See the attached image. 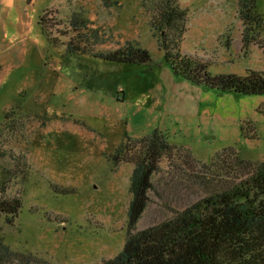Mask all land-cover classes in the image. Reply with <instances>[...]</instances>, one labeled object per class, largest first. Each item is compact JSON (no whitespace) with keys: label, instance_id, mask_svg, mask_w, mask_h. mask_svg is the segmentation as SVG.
<instances>
[{"label":"rangeland","instance_id":"1","mask_svg":"<svg viewBox=\"0 0 264 264\" xmlns=\"http://www.w3.org/2000/svg\"><path fill=\"white\" fill-rule=\"evenodd\" d=\"M1 1L0 125L14 106L28 117L10 120L0 142L25 155L29 173L4 194L20 198L22 208L10 221L0 215V264H99L118 255L129 234L264 163V96L223 93L176 75L163 48L170 31L155 26L164 0ZM176 1L188 18L182 48L211 74L264 72V0ZM41 16L61 43L136 44L152 61L66 54L48 42ZM156 131L171 147L132 230L131 179L144 158L142 139Z\"/></svg>","mask_w":264,"mask_h":264},{"label":"trees","instance_id":"2","mask_svg":"<svg viewBox=\"0 0 264 264\" xmlns=\"http://www.w3.org/2000/svg\"><path fill=\"white\" fill-rule=\"evenodd\" d=\"M246 1L252 5L256 0ZM187 22V12L176 0H164L155 26L170 31L163 48L176 75L223 93L264 96L263 71L250 70L243 76L211 74L204 59L185 52L182 42ZM40 26L50 45L64 46L66 54L131 64L152 61L149 50L136 44L96 50L77 41L61 43L45 16H41ZM14 117H28V113L21 106L6 112L5 122L0 125V138L7 128H12L9 121ZM141 143L145 147L144 158L137 164L130 184L132 199L128 214L132 230L148 205L152 176L159 160L171 147L167 137L157 131ZM8 158L10 162L6 164ZM26 159L24 154L3 150L0 142V215L7 216L9 221L21 210L22 201L4 194L14 178L28 175ZM99 264H264V163L239 183L198 200L161 223L129 234L123 250Z\"/></svg>","mask_w":264,"mask_h":264},{"label":"crops","instance_id":"3","mask_svg":"<svg viewBox=\"0 0 264 264\" xmlns=\"http://www.w3.org/2000/svg\"><path fill=\"white\" fill-rule=\"evenodd\" d=\"M3 11V5H2V1L0 0V14Z\"/></svg>","mask_w":264,"mask_h":264}]
</instances>
